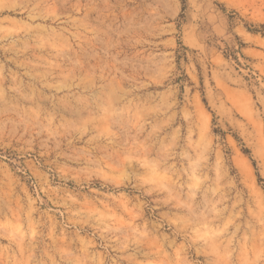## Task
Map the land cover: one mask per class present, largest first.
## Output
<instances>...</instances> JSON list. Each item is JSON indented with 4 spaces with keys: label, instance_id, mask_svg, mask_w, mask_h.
<instances>
[{
    "label": "rangeland",
    "instance_id": "1",
    "mask_svg": "<svg viewBox=\"0 0 264 264\" xmlns=\"http://www.w3.org/2000/svg\"><path fill=\"white\" fill-rule=\"evenodd\" d=\"M0 264H264V0H0Z\"/></svg>",
    "mask_w": 264,
    "mask_h": 264
},
{
    "label": "trees",
    "instance_id": "2",
    "mask_svg": "<svg viewBox=\"0 0 264 264\" xmlns=\"http://www.w3.org/2000/svg\"><path fill=\"white\" fill-rule=\"evenodd\" d=\"M248 152V151H247Z\"/></svg>",
    "mask_w": 264,
    "mask_h": 264
}]
</instances>
